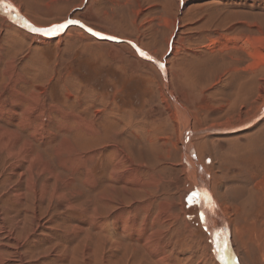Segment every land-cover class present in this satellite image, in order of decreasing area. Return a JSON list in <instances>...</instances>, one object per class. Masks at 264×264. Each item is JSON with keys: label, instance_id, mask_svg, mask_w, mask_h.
Returning a JSON list of instances; mask_svg holds the SVG:
<instances>
[{"label": "rangeland", "instance_id": "rangeland-1", "mask_svg": "<svg viewBox=\"0 0 264 264\" xmlns=\"http://www.w3.org/2000/svg\"><path fill=\"white\" fill-rule=\"evenodd\" d=\"M1 1V264H225L183 118L233 264H264V0Z\"/></svg>", "mask_w": 264, "mask_h": 264}, {"label": "bare ground", "instance_id": "bare-ground-1", "mask_svg": "<svg viewBox=\"0 0 264 264\" xmlns=\"http://www.w3.org/2000/svg\"><path fill=\"white\" fill-rule=\"evenodd\" d=\"M7 3H4L0 0V12L5 14L6 13H11L13 14V11L9 10L6 8L4 5ZM10 4V3H9ZM15 11V10H14ZM8 17V16H7ZM10 17V16H9ZM14 21H17L18 24L24 26L21 21L23 19L21 17H18L17 13H14ZM12 17H10L11 19ZM26 30L29 28L28 26H25ZM24 28V27H23ZM31 30V28H29ZM58 33V32H57ZM57 33L54 34L57 36ZM43 34V33H42ZM53 35V37H54ZM212 47L215 45L212 44ZM183 127V136L181 138L182 145L185 150L184 154V160L186 162V171H187V176L190 181V185L195 187L197 192L203 193L204 191H207V180L206 176L200 171L199 167L195 164V162L192 160L193 158L190 157V155L187 154L186 148L188 146V137L190 136L189 130H188V124H187V119H182L180 122ZM200 199V207H201V213L203 214V225L207 229L209 233H213L216 237L218 235L220 240V243L222 244L221 250L219 249L220 253L218 254V257L220 260L223 261L225 264H233L232 262V257L230 252L228 251L227 248V237H228V229L227 226L225 225L224 221L222 220L221 216L217 213L216 209L209 205L204 199L203 196L201 195ZM211 235V234H210ZM212 239V238H211ZM141 243V242H140ZM147 249V248H146ZM157 255V254H155ZM154 255V256H155ZM157 259V258H156Z\"/></svg>", "mask_w": 264, "mask_h": 264}, {"label": "snow or ice", "instance_id": "snow-or-ice-1", "mask_svg": "<svg viewBox=\"0 0 264 264\" xmlns=\"http://www.w3.org/2000/svg\"><path fill=\"white\" fill-rule=\"evenodd\" d=\"M6 8H8L9 10L11 11H14L15 9L13 8V6L11 4H5L4 5ZM80 22L79 21H74V20H66L64 23H61V24H57V25H53L51 26L50 28H45V29H40V28H34L32 27L30 24H28L27 26L29 28H31L32 31L34 32H40V33H43L44 35L48 36V35H54L56 34L57 32H60V31H63L65 28H67L69 25H72V24H79ZM88 31H92L91 29H89ZM94 35H97L99 36L100 33H93ZM108 39H113V37H108ZM140 55L141 56H145L146 54L143 53V52H140ZM161 67H163L161 65ZM201 195L203 196V199L211 206L214 207V203L212 201V198L210 196V194L207 192V191H204L203 193H200V192H192L189 197H188V201L189 203H194V202H197L198 199L201 197ZM201 219H203V214L201 213Z\"/></svg>", "mask_w": 264, "mask_h": 264}, {"label": "crops", "instance_id": "crops-1", "mask_svg": "<svg viewBox=\"0 0 264 264\" xmlns=\"http://www.w3.org/2000/svg\"><path fill=\"white\" fill-rule=\"evenodd\" d=\"M94 175V174H93ZM90 178H88V182H86V184L88 185V186H92V187H94V186H97V184H98V182H92L91 180H89ZM98 181V180H97ZM102 193H104V192H102ZM101 194V192L98 194V196ZM102 195V194H101ZM103 196V195H102ZM100 197V196H99ZM94 210H96V208H94ZM96 218H98L97 220L99 221H95L94 222V219H95V216H93L92 215V217H90V218H88V220H86V221H83V223L81 224V227H82V229H79L78 227H77V229H76V233H84V227L85 226H93L94 227V231H97V232H99V233H101L102 234V236L104 237V239L105 238H107V241H110V239H111V225H110V221H109V219L107 220V218H100V217H96ZM96 222H98V223H103V230H101V229H97V227L95 226L96 225ZM75 235H77V234H75ZM107 236V237H106ZM44 256V255H43ZM43 256H41V259H42V257ZM53 260L51 261V264H65V262L68 260V257H66V256H63L62 254H60V255H57V254H53ZM54 261V262H53ZM2 262H0V264H1ZM91 263H92V261H91ZM37 264H40V263H37Z\"/></svg>", "mask_w": 264, "mask_h": 264}, {"label": "water", "instance_id": "water-1", "mask_svg": "<svg viewBox=\"0 0 264 264\" xmlns=\"http://www.w3.org/2000/svg\"><path fill=\"white\" fill-rule=\"evenodd\" d=\"M123 42H124V41H123ZM138 52L140 53L141 51L138 50ZM143 57H144V56H143ZM144 59L147 60V61H150V62L153 61L151 58L147 57L146 55H145ZM199 209H200V211H201V208H200V202H199ZM202 220H203V219H202Z\"/></svg>", "mask_w": 264, "mask_h": 264}]
</instances>
